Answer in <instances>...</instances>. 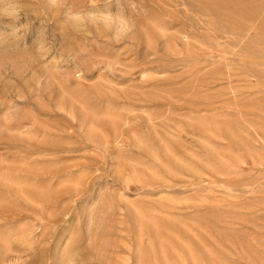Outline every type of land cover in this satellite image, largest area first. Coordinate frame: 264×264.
Segmentation results:
<instances>
[{
	"label": "rangeland",
	"instance_id": "obj_1",
	"mask_svg": "<svg viewBox=\"0 0 264 264\" xmlns=\"http://www.w3.org/2000/svg\"><path fill=\"white\" fill-rule=\"evenodd\" d=\"M0 264H264V0H0Z\"/></svg>",
	"mask_w": 264,
	"mask_h": 264
}]
</instances>
